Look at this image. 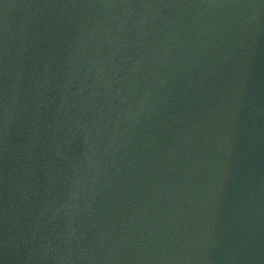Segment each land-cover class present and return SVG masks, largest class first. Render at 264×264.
Returning <instances> with one entry per match:
<instances>
[{"label": "water", "instance_id": "95a60500", "mask_svg": "<svg viewBox=\"0 0 264 264\" xmlns=\"http://www.w3.org/2000/svg\"><path fill=\"white\" fill-rule=\"evenodd\" d=\"M0 264H264V0H0Z\"/></svg>", "mask_w": 264, "mask_h": 264}]
</instances>
